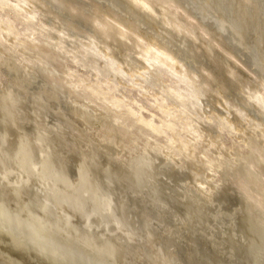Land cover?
I'll return each mask as SVG.
<instances>
[{"label": "bare ground", "instance_id": "6f19581e", "mask_svg": "<svg viewBox=\"0 0 264 264\" xmlns=\"http://www.w3.org/2000/svg\"><path fill=\"white\" fill-rule=\"evenodd\" d=\"M100 1L101 0H0V56L2 57L3 54L5 55L7 53L9 56L14 58L15 62L14 61L13 62L16 64L17 70L19 69L18 73L21 72V74L25 78L24 80H26L27 85L25 83L24 84L29 88L28 94L27 92L24 91L26 93V96H22L20 94L14 95L13 91H11L12 93L10 92L9 95L12 94L11 95L12 97L17 96V98L14 97L13 99H16L15 100L16 102L17 101L21 102L22 105L24 104V106H26L29 109V111L35 113L36 115L33 114L35 117L37 115H38L37 117L40 119L41 117L45 118L47 115H48L47 118L49 116L51 117L50 119L48 118L50 120L49 123L46 122L48 120L47 118L46 121H43V119H41V121H43L45 124L43 128L45 132L42 131L41 134L43 133V135L46 138L49 133H51L49 134V136L52 135V131L58 134L56 131L61 130L60 128H62L61 119H58L57 117L55 119L54 118L52 119V116L50 115L52 109H54V111L57 112L55 115H58V111L62 110L61 109L62 106H63L62 108L64 109L65 104L66 107H69L67 105L68 103L69 104L71 103L70 110L74 108V112L73 111L69 112L70 110L65 108L68 110V113L66 114L70 116L71 113H73L72 116L76 117L75 112H78L79 114L78 113L77 114L79 118L81 116L82 119L84 117L88 118V115L91 112L90 110H92L93 107L94 109L95 108L97 109V112L98 110L99 111L101 110L102 113L103 114L105 113V116L107 117L104 118L106 119L109 118L110 122L108 123V126L112 124L111 128L113 126H116L115 129L116 131H117V127L120 131H123L124 137L126 138V140L129 141V144L128 145L126 144V140H124L125 138L124 139L120 138L121 139L120 140L118 139L119 137L117 136L118 137V138L116 137L118 139L117 140L114 135L110 136L111 134L109 131L108 134H104L105 131H103L101 135L97 132L100 135L99 136L100 138L99 141H101L100 144L102 143L101 145H105L104 141L106 139V140H110L108 142L112 143L113 145L114 144L116 146L120 145L119 147L120 148L123 147L124 150L129 149L130 151H134V153L135 151L136 152L138 151L140 153V156L144 158V161L142 162L141 166L142 168L145 166L146 169L143 170L141 167L140 168L142 169L141 172L142 175L145 176V179H146V175H144V173L147 174V177L148 174L150 173V177L148 178H150L151 180L152 178H157V177L159 178L160 176L162 178L163 176L162 179H164V177L165 178L167 177L168 182H170L169 180L171 178L172 179L171 182L173 183L174 179L172 178V176H169V174L174 171L171 170L170 172V169L168 171L167 168H169L168 167L169 165L167 166V163L172 161L171 164L174 163L180 167L182 165L183 166L187 165L188 167L190 166L192 169L190 167L189 168L192 171L188 169L191 172V175L186 176L187 178L180 176V172H178L177 174L178 178L176 177V175L174 176L177 178L175 182L179 180V182L172 184V185L176 184V186H178V188L180 189L179 192L177 191L179 194L178 197L181 198L182 202L183 203L185 202L186 204L188 203L189 200L191 201L192 199L194 200L197 199L195 201L197 204H198L197 202L198 199L201 200L202 202H204V206L203 207L200 206L202 207V213L203 210L206 208V205L210 206V208L212 207V210H210V208H208L207 206L208 211L210 210L212 212L210 216L212 218V221L211 220L210 221L215 224L214 226L217 229L219 230L221 229L223 231L225 225L227 227V224H232L231 221L235 219H232L231 216L232 214L227 212L225 213L226 210L222 212L223 210L221 209L222 207H219L220 205L217 206V204L220 201L219 200L217 202L219 198H217L216 196L214 198L213 196L210 195V192L213 190L214 187H216L215 186L217 181L216 179L219 176L225 177V179L227 180L226 174L228 175L229 173L228 170H230V168H228L229 164H227V162L224 160V158H228V157H224V154H228L231 149H229L230 147L227 148V150H229L228 153H226L225 150H224L225 153H223L221 150V148L223 149L225 145L224 138L227 136L233 138L235 134H238L237 132L239 131H242L243 134L244 129L242 130V128H244L245 126L243 125L244 124L243 122H245V124L247 123L248 125L247 127L249 129H252L253 131L256 128L258 133L260 134L259 136L258 134H256V132L253 133L252 130H251L252 132L248 130L251 133V136L252 133L256 134V136L259 137L263 136L264 134V0H102L103 3H100ZM197 50L199 51V53H197L198 52ZM243 51H245V56L243 54L244 53ZM237 54L241 56L243 55L245 57V60L237 59L238 58V56L236 58ZM6 56H4V58H6ZM199 56L200 57L203 56L204 59L207 56L210 60L214 62L213 63L211 61L210 63L214 65L216 61H218L219 63L218 65L221 64V66L216 65L214 69H216L217 67L219 69L220 67L223 68L222 71L224 74L222 75H224V77L226 75V77L224 78L226 82L232 79L233 80L235 79L238 82L236 84V81L234 80L235 84L239 86L237 90H234V92L238 91L239 95L236 93L235 94L239 96V99L237 98L236 100H234V97H232L234 95H232V93L231 96L225 93V90L228 89L226 88L227 83L224 81L225 85H223L224 83L221 82L223 79L221 78L222 79L221 80L218 78L219 79L218 80L216 78L217 77L216 74L218 72L216 73L215 71L216 74L215 73L213 74L214 69L212 67L211 68L213 69V71L211 70V72L210 71L208 72L206 70L207 68L206 69H204V67L200 68L201 67L200 66L199 68L201 69L200 71L202 73L198 72L199 68L198 69L194 68L197 67V65L193 66L195 65L193 64V62ZM10 60L12 59L10 58ZM189 60H191V64L194 69H192V67L190 66ZM231 61L233 62L234 65L231 63ZM6 63H7V59H6ZM197 63L199 62L197 61ZM200 64H202V62ZM7 65H9V63L6 64V66ZM3 68L6 69L5 66ZM16 68H14L13 73L16 71L15 73L17 74V70H15ZM195 69L198 70L197 71L198 74L195 72ZM35 70L38 71V75L39 74L41 75V76L39 75L38 78H41V80L43 78V80L45 79V81H41L39 79V81H41L40 83L36 80V78L32 73ZM37 71H35L34 73L37 74L36 73ZM220 73H222L221 70H219V74ZM164 75L168 77L169 81H166L164 79L163 77ZM11 76L13 77L14 75L12 74ZM3 77H5V75ZM16 77L18 79V75ZM226 78H230V79L227 80ZM35 80L38 83H40V85L38 83H37L38 85H35L36 83ZM22 82L23 80H21L20 83ZM230 82H228L229 83L228 85L233 86L234 82L231 84ZM235 84L234 86L237 88ZM134 85H139L144 90V94L146 96H149V93L146 90L147 88L154 90V94L150 96V98L153 101V103L151 104L153 112L150 115H145V113L143 112L144 111L143 108L138 106L136 102L129 99L128 96L125 94L124 88L132 87ZM7 87L6 89L10 90V88ZM26 88L27 87H25V89ZM61 88H63L65 92L62 91L63 89ZM231 88L232 87L230 86V89ZM0 92L5 93V91L2 90ZM7 92L8 91H6V93ZM60 94H62V97L60 96ZM228 96H230V98ZM46 99L49 102V104L51 103L52 105L57 102V106L56 104L53 105L57 107V108L55 107L56 110L55 108H52L51 105H50L51 108H48L47 110L48 112L50 110V113H46L47 111L42 109V106L44 104L43 102H45L44 100ZM49 100L53 102H50ZM60 102H61V106H60ZM47 104L45 103L44 105L47 106ZM3 106L4 105L2 104V107ZM206 108H208L209 111ZM42 110L45 111V115L44 112H42ZM61 112L64 115L65 112L64 111ZM62 113L59 114L62 115ZM93 113L94 112H92L91 114ZM207 113H209V115H207ZM51 114L55 117L53 113ZM96 115L98 116V114ZM78 116H77V120H78ZM90 117L93 118L94 116L92 115ZM104 118L103 119L101 118L102 122ZM86 121L87 119L85 120V122L83 120L84 123H86ZM204 123H207V125L205 126ZM40 124L42 125V123ZM86 124L88 126L90 123L89 124L86 123ZM87 126L85 127L89 129L91 128V126L94 127V125H91L90 127ZM210 126L212 127V132H210L209 131L210 129H208V127ZM98 127L99 126H97V129ZM105 127H107V125L104 126V128ZM87 130H85V132ZM113 130L114 129H112V131ZM89 131L91 132V130ZM248 131L245 132L248 133ZM209 132L210 134L212 133L211 136L207 134ZM41 134H39L38 137ZM243 135L246 134L244 133ZM256 136L253 135V137L255 138ZM239 137H241V135H239ZM81 139L82 138H80V141ZM249 139L251 142L252 138H250V135L247 141ZM35 142L36 143L34 144L36 149H34V152L38 150L37 154L39 153V155L41 156L40 158L43 157L41 160H44V158L48 156L47 155L48 152H46L47 151L46 149L49 148L44 147V143H41L40 139H38V141ZM139 142H141L142 144L141 146L138 145ZM253 142H255V140ZM240 143L238 144L240 145ZM245 143L248 145L247 142ZM262 143H264V141ZM260 144L261 143L259 142V145ZM115 145L111 147H114V149H116ZM251 145H254V143H252ZM118 149L119 148H117V150ZM259 151L261 150L259 149ZM110 152L113 155L114 153H116L115 155L118 154V152H114V153H112V151ZM124 153L127 155L126 152ZM134 153H131V156L132 154L134 155ZM233 153L234 152L232 151V154ZM232 154L229 155L232 156ZM236 154L237 151L235 155ZM239 155L237 154L236 158ZM119 158H121V156ZM233 159L235 160V157ZM263 159L259 161H262ZM36 162L38 161H35L34 163ZM122 162L124 163V161ZM248 162L245 163L246 166ZM252 162L255 161L253 160ZM42 163L43 162L41 161V164ZM37 164H39V162ZM37 164L34 165L36 166L34 169L35 171L37 168L38 171L40 170L39 166H41V164L39 166ZM126 164L128 163L126 162ZM233 164L235 163L233 162ZM257 164H258V160H257ZM249 165L251 166L252 164ZM170 166L172 167V165ZM15 167L7 166V168L6 167L3 168L5 169L3 171L0 169L1 170L0 184H5L8 187H14L18 184L19 185L25 184L29 186V184L32 182V181L30 182V180L34 179L33 177L34 175H31V173L33 174V172L29 173L30 174L29 175L28 171H25L26 168L25 165L15 166ZM133 167L131 166V168ZM262 167L263 166L261 165V168ZM173 168L174 167H172V169ZM218 169L222 170L221 175H219L220 171H218ZM246 169L247 168H245L244 170ZM136 171H138L139 174L140 169L139 170L137 169ZM189 171L185 170L184 173ZM167 172L170 173L167 175ZM230 172L232 173L231 170ZM253 172L250 173V176L251 174L253 175ZM184 173L182 174L185 175ZM179 176L183 179L180 180ZM229 176L232 177L233 175L229 174ZM136 177H138V175ZM161 178H159L161 182L162 183L165 182L164 181L165 179L162 181ZM252 179H254V177ZM154 180L156 181V179ZM250 181L251 180H249V183ZM228 182L227 184L230 185V183ZM34 183L32 184L34 185ZM165 184L168 183L166 182ZM169 184L171 186V183ZM38 185L40 184L38 183ZM38 185L36 187V193L38 194V196H41L39 194L41 193L44 194L43 192L44 190L43 187H38ZM218 186L219 185H217V187ZM172 187L174 188L175 186H171V188ZM253 188L255 189V187ZM174 190L176 191L175 188ZM33 191L35 192V190ZM169 193H171V191ZM101 194L102 193H100V195ZM173 194L175 195V192L172 193V195ZM260 197H262V195H260ZM212 198L217 200L214 201V199L212 200ZM160 201L161 200H159V202ZM213 201L215 203H213ZM250 202L251 201H249V203ZM221 203L219 204L223 205V202ZM191 204L192 203H190V205ZM109 205L110 204L108 203V206ZM163 205L162 208L164 207ZM200 205H203V203L202 204L200 203ZM245 207L248 206L245 205ZM92 208L90 207L91 210ZM185 210H183V212ZM173 215H175V212ZM95 218L96 215L93 213V211L92 213H90L89 211L87 219L85 218L86 221H84L83 223L82 229L89 233L93 231L94 232L98 231L99 224L98 223L96 224V221L99 222L100 220H96L98 218L96 219ZM69 220L71 222L72 219L68 218V221ZM116 223L113 224L112 222L111 225L109 224L108 226H105L104 227L105 232L109 236L118 234L122 236L127 242L134 243V241L132 242L133 234H130L131 232L128 231H122L121 229L118 228L119 224L117 225ZM122 229L124 228L122 227ZM251 230H254V228ZM105 232H103L104 235ZM215 241L217 242L218 240ZM74 242L76 241L74 240ZM62 248L63 247H61V250ZM7 257H9V255Z\"/></svg>", "mask_w": 264, "mask_h": 264}, {"label": "rangeland", "instance_id": "374dc122", "mask_svg": "<svg viewBox=\"0 0 264 264\" xmlns=\"http://www.w3.org/2000/svg\"><path fill=\"white\" fill-rule=\"evenodd\" d=\"M100 3H103V1L101 0ZM243 52L242 53L245 56V51H243ZM197 53H199V51ZM6 54L5 55L3 54L2 57L0 56V78H1L0 85L5 84L4 87H3V85H1V87H0V91L1 90L5 91V93L0 92V101L2 102V103L0 102V142H1L0 143V169L3 171V170H5L3 168H5V167L7 168V166H12V167L14 166L15 167V166L25 165L26 166L25 171H28V174L33 172V174L31 173V175H34L33 176L34 181L30 180V182L31 181L32 182L30 183L31 185L29 184V186H27L25 184H22V185L18 184L14 187H8L5 184H0V227H1L0 228V251L2 252V253L0 252V264H16V263L17 264H243V263L244 264H252V263L253 264H264V227H263L264 226V213H263L264 212V209H263L264 208V195H263L264 194V172H263L264 171V169H263L264 164L263 163L264 162H262V161H264V159H263L264 158V155H263L264 154L263 153L264 152V145H263L264 143H262L264 141V139H263L264 134H263V136L259 137L260 134L258 133L256 128H255L256 130L254 129V131H253L252 129H249L247 127L248 126L247 123L245 124V122H243L244 123L243 125H245V126H244V128H242V130L244 129L243 134L245 133L246 135H243L242 131H239V132H237L238 134H235V136L233 138L229 137V136L224 138V143H225L224 148L225 149L221 148V150L223 153H225V152L228 153L229 150H227V148L230 147L229 149H231L228 154H224V157H228V158H224V160L227 162V164H229L228 168H230L232 173L227 168L229 173H228V175L226 174V178H227V180H226L225 177L219 176L222 174L221 173L222 170L218 169V171H220L219 172L220 174L217 175L219 177L216 179L217 180L216 184H215L216 187H214L215 189L213 188V190L211 189L212 191L210 192V195L213 196L214 198H215V196L217 198H219L218 200L212 198V200L213 199H214V201L217 200V202L220 200L219 203L223 202L224 206L221 205L222 203L221 204L216 203V204H217V206L220 205L219 207H222L221 208V209H223L222 212H224V210H226L225 213L227 212V213L232 214L231 215L232 219H235V220L231 221L232 224H227V227L225 225V227L223 228V231L221 229H220L221 230L220 231L219 229H217L214 226L215 224L211 222L212 218L210 216H211L212 212L210 210H212V207L210 208V206L205 204L206 208L208 206V208H210V210L208 211V208L206 209L204 207L205 209L203 208L204 210L202 213V207L204 206V202H202L201 200L198 199V201H197L198 204L195 202L197 199L196 200L192 199L191 201L187 200L189 204L188 203L186 204L185 202L183 203L182 199L178 197V195H179L178 192L180 191V189L178 188V186H176V184L172 185L173 183L179 182V180L177 182H175L176 179L178 178V176H177L178 172H180V176L185 177V178H187L186 176L191 175V172L189 170H191L192 168L190 166L189 167L191 169L187 165H184V166L182 165L180 167L174 163L171 164L172 161L168 162V163L166 162L167 166L169 165L168 166L169 168H167L168 171H169V169H170V172H171V170L174 171L172 173L167 172V175L170 173L169 176H172V178L174 179L173 183L171 182L172 181L171 178L169 180L170 182H168L167 177L166 178L164 177L165 180L162 179L163 176H162V178H161V176L159 177L162 179V181L163 180L165 181L163 183L161 182V180L158 177L152 178V180H151L150 178H148V177H150V173L148 174V177H147V174L144 173V175H146V179H145V176H143L142 172H141L142 169L143 170L146 169L145 166L143 168L141 166L142 162L144 161V158L142 156H140V153L138 151L137 152L135 151V153H136L135 154L134 151H130L129 149L124 150L123 147H121V148L119 147L120 146L119 144H117L119 146H116L114 144L116 147V149H114V147H111L114 145L112 143L108 142L110 140H106V139L104 141L105 145H101L102 143L100 144L101 141H99L100 140L99 136L103 133V131H105L104 134H108V131H109L111 134L110 136L114 135L115 138L118 136L119 137V138L117 137L118 139H120V138L124 139L125 138L124 132L120 131L118 129V127H117V131H118L117 132L115 130L116 126H113L112 128H111L112 124H110L108 126V123L110 122L109 118L106 119L107 117L105 116V113L103 114L101 110L100 111L98 110V112H99L98 113L97 109L95 108L96 109L95 110L93 107V109L90 110L91 112L88 115V118L90 121L88 120L87 117L86 118L84 117L85 119L84 118L82 119L80 116V118L82 119L81 120L78 116V114H79L78 112H75V115H76V117L74 116L75 118L72 116L73 113H71V115H70L72 117H70V116H68V114H66V113H68L67 109L70 110V108H71V106H70L71 103L69 104L67 101V103H68L67 106H69V107H66V104H65L64 107L67 109H65V108L63 109L62 108L63 106H62L61 107L62 110L58 111V115H55L57 112H55L54 109L51 110L52 111L51 113H53L55 115V117H54L50 113V110H49V112L47 110H48V108H51V106H52V108H55L57 106V102L53 104V105L56 104V106H53L51 103L49 104V102L46 99V100H44L45 102H43V103L44 104L48 103L49 105L47 104V106H45L43 104L42 109L47 111L46 113H50V115L52 116V119L53 118L55 119L56 117L58 119H61L62 122L61 121H59V122H61V126L64 129L60 128L62 130V132H61V130H58L59 132L56 131L58 134H56L55 132L52 131V135H50L51 137L49 136V134H51V133H49L47 135V138L43 135V133L41 134L42 131L45 132V130H43L44 125H45L43 121H46V118L48 115L46 114L47 116L45 118L41 117V115H40L41 119H43V121H41V119L37 117L38 115L36 116L37 117L36 118L34 116L36 114L29 111V109L26 106H24V104L22 105L21 102H18V101L16 102L15 101L16 99H13L14 97L17 98V96L12 97L11 96L12 94L9 95L10 92L13 91L14 95L20 94L22 96H26L25 92H27V94H28L29 88H28V86H26L27 85L26 80H24L25 78L23 77L21 72L19 71L20 73H18L19 69L17 70V68H16L17 66L14 63L15 62L14 58L9 56L8 54L6 56ZM4 56H6V58H4ZM237 56H238V58H237ZM244 56L237 54L236 58L239 60L240 59L245 60ZM202 57L203 56H201V57L199 56V57H197V59H195L199 63H197V61H195L193 59L194 62L193 61L192 62H193V64H195L193 66L197 65V67H194V68L198 69L201 66L200 68H203V67H204V69L207 68L206 70L208 72L209 71L211 72V70L213 71V69L215 68L216 65L221 66V64L218 65L219 64L218 61H216L215 65H214V64L210 63L212 60H210L207 56L205 59H204V57L203 58ZM8 58H9V61H8ZM10 58L12 60H10ZM6 59H7V63H6ZM1 60H3V61H1ZM189 62H190V66L192 67V69H194L192 64H191V60H189ZM201 62H202V64H200ZM205 62H207V63H205ZM4 63H6V64L9 63L10 66L7 65L8 66V68H7L6 64H4ZM231 63L233 64L232 61H231ZM13 64H14V66H13ZM2 66L3 67L5 66L6 69L3 68ZM1 67H2V69H1ZM14 68H16L15 70H17V74L15 73L16 71L14 72L15 74L13 73ZM200 68L198 69L199 71L195 69V72L197 74H198V72L202 73L200 71L201 70ZM9 69H11V70H9ZM218 69H219L218 67L216 69H214L213 74L215 73V71H216V73L218 72L217 74L215 73L217 75L216 78L217 79L222 78L223 80L221 79L222 81L221 80L220 81L223 83H224V81L226 82V80H224L226 75H225V77H224V75H222V74H224L222 71L223 68L220 67L219 70H221V72H222L220 74H219ZM3 70H4V72H3ZM35 71H37V70H35ZM34 72H32V73L38 82L41 83V81H45V79L43 80V78H42V80H41V78H38V76L40 75V74L38 75V71L36 72L37 74H35ZM1 74L3 76L5 75V77H3ZM10 74L11 75L13 74L14 76L18 75V79L16 76H15L16 77L15 78L14 76L12 77ZM163 77L166 81H169V79L166 75H164ZM10 78H11V80H10ZM19 78H21V79H19ZM39 79L41 81H39ZM226 79L228 80L230 78H226ZM19 80H20V82H21V80H23V82L20 83ZM36 80H35V82H36L35 85H38V84L40 85V83H38ZM234 80L232 79V80H228L226 82L227 83L226 88H228V89L225 90V93H227L230 96L232 93V95H234L232 97H234V100H236L237 98L239 99V96H238L239 94H238V91L234 92V90H237L239 86L236 85L238 82L235 80L236 81V84H235ZM230 81H232V82H230ZM228 82H230V84L234 82V84L237 86V88L233 84L235 89L233 88L232 85H230L232 87L230 89ZM223 85H225V83ZM7 86L10 88V90L6 89ZM25 87H27V88L25 89ZM226 88H224V89H226ZM61 89H63V88H61ZM232 89H233V91H232ZM146 90L148 91L149 96H146L144 94V90L139 85H134L132 87H125L124 88V92L128 96V98L133 100L134 102H136V104L138 106L142 107L145 115H150L153 112L152 107H151V104L153 103V101L150 98V96L154 94V90L148 89V88ZM6 91H8V92L6 93ZM62 91H64V89ZM16 92H18V93H16ZM235 93L238 95H236ZM60 96L62 97V94H60ZM230 96H228V97L230 98ZM49 101L53 102L51 100H49ZM2 104L4 105L3 106L4 108L2 107ZM9 106L11 109L9 108ZM60 106H61V102H60ZM46 107H47V109H46ZM72 107H73V104H72ZM56 108H55V110H56ZM72 109L69 112H71V111L74 112V108H72ZM206 109H208V108H206ZM2 110L5 112H3ZM43 110H42V112H44V115H45V111H43ZM61 111L65 112L64 115ZM95 111H96V114H98V116L95 114ZM208 111H209V109H208ZM92 112H94V113L91 114ZM59 113L60 114L62 113L63 116L60 115ZM92 115L94 116L93 118L90 117ZM207 115H209V113H207ZM65 116H66V118H65ZM77 116H78V120H77ZM100 117L102 119L104 117H106V118H104V120L102 122V119ZM48 118L50 119L51 117L49 116ZM90 118H92V119H90ZM49 119L46 122L49 123V121H50ZM86 119H87L86 123H88V124L90 123L88 126L86 123H84ZM83 120H84V122H83ZM98 121H100V122H98ZM40 123H42V125ZM79 123H80V125H79ZM40 125L42 128L40 127ZM91 125H94V127ZM106 125H107V127L104 128V126H106ZM204 125L206 126L207 123H204ZM73 126H74V129L75 128L77 129L79 126H81V127H79L77 130L76 129L74 130ZM85 126H87V127L91 126V128L89 129V128H86ZM97 126H99L98 129H97ZM31 127L33 128V130ZM245 127H247V128H245ZM94 128H96V129H94ZM92 129H93V131H92ZM112 129H114L115 131L113 130L114 131L113 132ZM208 129H210L209 131L212 132L211 126L208 127ZM73 130L76 132H74ZM85 130H87V131L85 132ZM89 130H91V132ZM248 130L250 132L253 131V133L256 132V134H258L259 136H256V134H253V133L251 136V133ZM245 131L246 132L248 131V133H246ZM210 132L207 133L209 136L212 135V133L210 134ZM39 134H41V135L38 137ZM79 134H80V137H79ZM236 135H237V137H236ZM239 135H241V137H239ZM249 135H250V138H252L251 142H250V139L247 141V139L249 138ZM253 135L256 136V138L253 137ZM40 137H42V138H40ZM43 137H45V138H43ZM95 137H96V139H95ZM80 138H82L81 141H80ZM38 139L41 140V143H44V147L49 148V149H46L47 150L46 152H48V154H47L48 156L46 158H44V160H41L43 157L40 158L41 156L39 155V153L37 154L38 150L34 152V149H36L34 143H36L35 141H38ZM44 139L46 142L44 141ZM207 139H208V137H207ZM53 140H55V141H53ZM124 140H126V138ZM254 140H255V142H253ZM50 141H51V144H50ZM244 141L247 142L248 145ZM258 141L261 143L260 145H259ZM45 143H46V146H45ZM238 143H240V145ZM250 143L251 144L254 143V145H251ZM96 144L99 146L101 145V146L99 147ZM126 144L127 145L129 144L128 140H126ZM241 144H242V146H241ZM138 145L141 146L142 145L141 142H139ZM244 145H245L246 149H245ZM251 146H253V147H251ZM258 147H260V148H258ZM117 148H119L118 150L120 152L117 150ZM259 149L261 151H259ZM105 150H106V152H105ZM224 150H225V152H224ZM239 150L241 153L239 152ZM242 150H244V151H242ZM51 151H53V152H51ZM110 151H112V153L118 152V154H117L118 156L115 155L116 153H114V155L111 154ZM232 151L234 152L233 153L234 155L232 154ZM236 151H237L238 155L240 154L239 156H237V158H236L237 154L235 155ZM2 152H4V153H2ZM124 152H126L127 155ZM131 153H134L135 156L133 154L131 156ZM261 153L263 156L261 155ZM229 154L230 155L232 154L233 157L230 156ZM253 154H254V156H253ZM249 155L250 156L252 155L253 157L251 156V158H250ZM120 156H121V158H119ZM255 156H256V158H255ZM234 157H235V160H237L238 162L233 159ZM247 157H249V158H247ZM114 158H115V160H114ZM116 158H118V159H116ZM261 159H263V160L259 161ZM40 160L43 162L42 164H41ZM128 160H129V162H128ZM250 160H252V161L254 160L256 163L252 162ZM257 160H258V164H257ZM35 161H38L39 164H37L38 162L34 163ZM122 161H124L125 164ZM52 162H53V164H52ZM126 162L128 164H126ZM233 162L235 164H233ZM246 162H248L247 166L245 164ZM36 164L38 166L41 164V166H39V169H40L39 171H38V168L36 169V171L34 170L36 167L34 165H36ZM92 164H93V166H92ZM249 164H252V165L250 166ZM126 165H129V166H126ZM170 165H172V167H174V168L172 169V167ZM239 165H241V166H239ZM259 165H260V168H259ZM261 165L263 166L262 168H261ZM131 166L132 167L134 166V167L131 168ZM178 167H180V168H178ZM243 167H244V169L245 168H247V169L244 170ZM137 169L138 170L140 169V172H141V173L139 172L140 175L138 174V171H136ZM248 169L252 170V171H249ZM1 170H0V172H1ZM94 170H96V171H94ZM185 170L189 171V172L184 173ZM234 170H236L237 172ZM228 171H226V172H228ZM243 171H246V172H243ZM257 171H258V173H257ZM36 172H37V174H36ZM235 172L238 173L239 175L236 174ZM252 172H253V175L251 174V176H250V173H252ZM182 173H184L185 175H183ZM186 173L187 174L189 173V174L187 175ZM233 173H235L236 175ZM244 173H246V174H244ZM254 173H255V175H254ZM229 174L233 175V176L231 177V176H229ZM137 175H138V177H136ZM141 175H142V177H141ZM175 175L177 178L174 177ZM246 175H248V176H246ZM180 176H179V179L180 180L183 179ZM235 176H237V177H235ZM252 176L254 177V179H252L253 178ZM130 177H131V179H130ZM221 177H222V179H221ZM257 177H260V178H257ZM37 178H39V179H37ZM55 178H56V180H55ZM154 179H156V181ZM225 180L227 182L229 180L228 183H230V185L227 184V182ZM249 180H251L253 184L251 183V181L249 183ZM257 180H259V181H257ZM39 181H42L43 183L39 182ZM134 181H135V183H134ZM145 182H147V183H145ZM166 182L168 184H165ZM231 182L232 183L235 182V183H233L234 185ZM32 183H34V185ZM38 183L40 185H38ZM169 183H171V186H175L174 188L176 189V191L174 190L173 187L171 188ZM255 183H256V185H255ZM36 184L38 185V187H43L44 194H42V193L39 194L41 196H38V194L36 193V187H37ZM236 184L238 185V187ZM257 184L259 185V187ZM44 185H45V187H44ZM217 185H219V186L217 187ZM239 185H240V187H239ZM90 186H91V188H90ZM260 186H262V187H260ZM253 187H255V189ZM132 188H133V190H132ZM138 188H140V189H138ZM228 188L230 191L228 190ZM32 189L35 190V192ZM103 189H104V191H103ZM108 189H110L111 191ZM168 189L171 191V193H169L170 191ZM220 190H221V192H220ZM167 191H169V192H167ZM95 192H96V194H95ZM131 192H133V193H131ZM174 192H175V195L174 194L172 195V193H174ZM249 192H251V193H249ZM254 192H256V193H254ZM100 193H102V194L100 195ZM257 193L262 195V197H260V195ZM223 194H225V195H223ZM249 194H250V196H249ZM113 198H114V200H113ZM159 200H161V201L159 202ZM176 200L179 201L180 203L177 202ZM214 201H213V203H215ZM249 201H251V202L249 203ZM107 202L110 204L109 206L112 205L111 206L112 208L108 206ZM193 202H195L197 205ZM244 202H245V204H244ZM164 203H166V204H164ZM190 203L193 204V205L191 204L192 207H191ZM200 203L201 204L203 203V205H200ZM256 204L257 205L259 204L258 205L259 207ZM162 205L164 206L163 208H162ZM245 205L248 207H245ZM102 206H103V208H102ZM106 206H108V207H106ZM200 206H202V207H200ZM90 207L91 208L93 207L92 210L90 209ZM109 208H110L111 212H110ZM88 210L90 211V213H92V211H93V213L96 215V218H98V219L95 218L96 220H100L99 222L95 220L96 224L97 223L99 224V230L96 232L93 231V232L89 233V232H86L82 229L83 223H84V221H86L85 218L87 219V216L89 214ZM183 210H185V211L183 212ZM246 210H249V211H246ZM174 212H175V215H173ZM179 212H180L181 216H180ZM70 213H72V214H70ZM250 213L252 216L250 215ZM74 214H75V216H74ZM69 215H70V217H69ZM169 215L172 218H170ZM261 215H262V217H261ZM250 216L252 219L250 218ZM185 217L186 218L188 217L189 219L188 218L186 219ZM68 218L72 219L71 222H70V220L68 221ZM178 220H179V222H178ZM111 221L113 222V224H115L117 222L116 224L117 225L119 224L118 228L121 229L122 231L131 232L130 234H133L132 242L134 241V243L127 242L122 236H120L118 234L113 235V236H111V235L109 236L105 232L104 227L108 226L109 224L111 225L112 224ZM210 224H211V226H210ZM247 225H249V226H247ZM127 226H129V227H127ZM122 227L124 229H122ZM252 227L254 228V230H251V229H253ZM134 229H135V231H134ZM130 230H132V231H130ZM224 230H226V231H224ZM234 230L236 233L234 232ZM103 232H105V235ZM227 232H229V233H227ZM74 240L76 242H74ZM215 240H218V241L216 242ZM204 241H206V242H204ZM212 241L214 242V244ZM221 244H222V246H221ZM47 246H49V247H47ZM61 247H63L62 250H61ZM150 248L151 249L153 248V249L151 250ZM198 248H200V249H198ZM8 255H9V257H7ZM14 259H15V261H14Z\"/></svg>", "mask_w": 264, "mask_h": 264}]
</instances>
